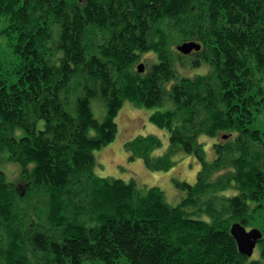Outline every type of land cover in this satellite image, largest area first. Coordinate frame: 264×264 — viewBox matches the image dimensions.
I'll use <instances>...</instances> for the list:
<instances>
[{
  "label": "trees",
  "instance_id": "obj_1",
  "mask_svg": "<svg viewBox=\"0 0 264 264\" xmlns=\"http://www.w3.org/2000/svg\"><path fill=\"white\" fill-rule=\"evenodd\" d=\"M0 24L14 55L0 66V161L16 168L0 169V264H264V0H0ZM124 102L156 109L169 133L157 157L155 136L124 143L130 161L199 163L193 184L173 180V204L95 172ZM233 223L260 226L257 256L239 253Z\"/></svg>",
  "mask_w": 264,
  "mask_h": 264
},
{
  "label": "rangeland",
  "instance_id": "obj_2",
  "mask_svg": "<svg viewBox=\"0 0 264 264\" xmlns=\"http://www.w3.org/2000/svg\"><path fill=\"white\" fill-rule=\"evenodd\" d=\"M3 27L4 24H2V26L0 24V30ZM12 60H14V55L12 54L9 42L5 36L0 34V66L7 65ZM190 61H192L191 58ZM140 62L145 64V68H147L150 64L156 62V57L153 53H147L141 57ZM178 70L182 75L188 77H193L196 73L205 72V68L203 67L197 69L191 67H178ZM100 104L101 102L99 101L91 103L94 117L99 121H101L104 116V106H102L100 112L96 110V106ZM160 109L161 108H158V110ZM155 110L156 109L153 108H138L129 102L123 103L115 118L117 125L115 139L105 147L94 152L97 162L95 172L101 177L110 176L125 181L133 179L138 186L143 188H150L153 186L159 187L165 193L168 202L173 204L180 197L179 191L176 190L173 180L175 179L190 184L195 182L200 166L194 156H187L183 153L176 152L171 157L173 161L172 167L168 168L166 171H155L147 168L141 159L136 158L130 161L124 149V143L127 141L138 136L152 135L155 136L161 144L160 148L154 151L152 155L157 157L166 152L169 147L168 131L159 129L149 122V116ZM42 124V122H39V126H42ZM254 126L261 131L262 138L264 139V109L254 122ZM201 142L206 145L207 159H210L212 157L211 143L213 140L201 138ZM1 168H4L7 174H14L16 172V168L12 164H5L4 166V163L1 162L0 169ZM254 226L260 228V226H256V224ZM250 229L251 228H248L247 230ZM258 251L259 249L256 246L252 256H257Z\"/></svg>",
  "mask_w": 264,
  "mask_h": 264
},
{
  "label": "water",
  "instance_id": "obj_3",
  "mask_svg": "<svg viewBox=\"0 0 264 264\" xmlns=\"http://www.w3.org/2000/svg\"><path fill=\"white\" fill-rule=\"evenodd\" d=\"M200 45L194 42H184L181 45L176 46V50L184 55L191 53L192 51H198ZM137 70L143 72L144 65L142 63L137 65ZM230 235L234 239L237 245L239 253L251 257L257 242L262 238V233L257 228H251L246 230L240 223H233L230 226Z\"/></svg>",
  "mask_w": 264,
  "mask_h": 264
}]
</instances>
